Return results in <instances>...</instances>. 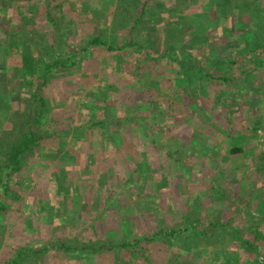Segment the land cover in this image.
<instances>
[{
  "label": "rangeland",
  "instance_id": "rangeland-1",
  "mask_svg": "<svg viewBox=\"0 0 264 264\" xmlns=\"http://www.w3.org/2000/svg\"><path fill=\"white\" fill-rule=\"evenodd\" d=\"M231 1L229 14H233L234 21L237 12L247 18L248 12L239 1ZM88 2L66 0L68 26L61 31L72 44L78 45L86 35L97 33L105 26V21L98 16L104 13L102 8L108 3L104 6L95 3L91 8ZM212 2L166 0V7L178 14L194 13L197 6L206 8ZM27 7L17 10L14 6L7 17L10 28L27 35L32 49L37 50L38 45L47 43L52 28L44 17L43 7L36 13ZM108 19L107 15L105 20ZM70 20L75 22V34L68 24ZM0 36L3 38L4 34ZM226 44L236 46L233 39L229 43L226 40ZM13 54L7 59L6 68L0 60V73L7 69L11 74L17 63L20 66L19 53ZM133 57L129 54L125 59L131 61ZM79 60L80 66L62 71L43 87V93L54 107L52 131L60 134L44 142V154L37 149L17 179L20 184L15 189L23 201L13 202L10 211L0 216V264L21 245L39 246L42 242L54 241L96 245L133 243L129 248L118 246L112 251L99 252L94 256L95 264H205L207 260L201 254L196 253V259L181 246L136 240L146 232L151 234L159 224L178 226L185 217L196 227L204 225V221L208 222L205 217L210 194L216 197L226 190L235 199L238 194L239 200L242 196L245 201L264 191L261 188L264 182L260 180L256 181L259 188H252L256 183L247 186L250 179L255 180L247 174V167L251 165L247 152L252 149L255 153L264 152V122L257 134L252 135L254 119L261 116L264 120V103L251 106L249 102L256 97L254 91L241 88L242 92H238L222 85L219 79L214 82L217 85L206 83L207 91L191 102L188 92L178 87L177 69L162 64L158 71H151L162 78V86L156 88L161 94L158 102L162 121L147 120L145 128L135 136L133 127H128L121 137L113 133L109 142L104 136L101 144L106 153L97 155L96 131L85 133L82 129L96 116V80L102 78L101 60L94 51L85 52ZM41 65L40 62L38 67ZM262 71L257 70L253 77L254 89L264 86ZM115 74L118 73L114 71ZM9 85L12 91L18 90L17 80L10 77ZM220 91L224 92L222 97L216 94ZM20 95L10 119V126L15 128L25 126L22 119L34 107L28 91ZM232 97L240 98V103L233 107ZM150 98L145 89L137 87L135 91L128 90L118 106L122 109L125 102L128 106L137 101L144 110L140 116L144 119L151 108ZM233 135H248L252 139L245 153L229 154ZM241 179L242 184L238 182ZM242 185L245 191L241 192ZM235 208L231 210L228 205L223 211L231 215ZM25 227L32 232L25 234ZM31 264L92 263L85 256H69L50 247L44 258Z\"/></svg>",
  "mask_w": 264,
  "mask_h": 264
},
{
  "label": "trees",
  "instance_id": "trees-1",
  "mask_svg": "<svg viewBox=\"0 0 264 264\" xmlns=\"http://www.w3.org/2000/svg\"><path fill=\"white\" fill-rule=\"evenodd\" d=\"M88 1L91 8L95 3L98 6L108 3L107 7L102 8L104 13L98 16L100 20L105 21V26L97 33L86 35L83 43L77 45L72 44L68 37H63L61 31L63 27L68 26L65 22V12L69 8L66 6V0H0V33L4 34L3 38L0 36V60L6 64V68L7 59L11 58V55L14 56L13 53L18 52L20 57L18 60L20 66L17 63L11 74L6 72L7 69L0 73V216L10 211L13 202L23 201L15 186L20 184L17 179L23 174L29 159L37 149L44 154V142L53 135L60 134L52 131L51 125L55 121L54 107L48 96L43 93V87L62 71L80 66L82 61L79 60V56L85 52L94 51L101 60L102 78L96 80V116L82 129L85 133L96 131L97 155L106 153L101 144L104 136L109 142L113 133L121 137L128 127L134 128L135 136L145 128L147 120H157V123L162 121L160 120L162 110L158 102L161 94L156 89L162 86V78L151 72L158 71L162 64L177 69L178 87L188 92L191 102L193 98L207 91L206 83L217 85L218 83L214 82L219 79L222 85L238 92H242L241 88H245V91L246 89L254 91L256 97L249 102L251 106L255 103H264V86L261 84L254 89L253 79L257 70L263 69L264 72V0H238L242 9L248 12V16L246 18L237 12L235 21L233 14H229L231 0H214L211 6L206 8L197 6L196 12L184 14L168 10L166 0ZM27 5L33 13L43 7L44 17L52 28L47 43L40 47L38 45L37 50L32 49V41L27 35L23 36L10 28L7 17L14 6L19 10L25 9ZM238 7L240 6L236 8ZM53 9H56L55 14ZM107 15L109 19L106 21ZM68 24L74 29L75 34V22L70 20ZM210 28L211 34L207 33ZM232 39L236 46L226 44V40L229 43ZM129 54L134 57L131 61H126L125 56ZM40 62L42 67H38ZM114 71L118 74L113 75ZM10 77L17 80L18 90L10 89ZM137 87L145 89L151 97V108L144 119L140 117L144 110L137 101L128 106L125 102L122 109L118 106L121 97L128 90L135 91ZM23 91H28L34 101V107L27 111L22 119L25 120V126L15 128L10 126V119L12 112L16 110L14 103L19 102L20 92ZM223 93L220 91L216 94L220 97ZM239 99L232 97L234 102L231 106L240 103ZM263 122L261 116L254 119L252 135L255 136L258 129L263 127ZM230 140L231 155L245 153L246 145L252 142L248 135H233ZM247 155L251 164L247 167V174L255 179L253 181L250 179L247 186L256 183L257 180L263 183L264 152L255 153L252 149ZM238 182L243 183L242 179ZM252 188L256 189L259 186L256 183ZM217 195L220 196V200L221 198L225 200L231 210L237 207V199L230 195V192L224 190ZM254 199H257L258 216L255 221L247 219L246 227H238L235 219L249 217L251 207H240V212L232 214L233 218L229 217L226 221L215 218V213L211 216V208H208L205 217L208 222L204 221V225L200 227H196L185 217L178 226L174 224L168 227L164 223L159 224L151 234L146 232L136 242L163 241L172 246H181L194 258L195 255L201 254L202 259L206 260L207 257L204 255L206 248L212 253L210 248L221 251L224 247V244L221 241L217 242L213 236L228 233L227 238L231 237L227 239L228 245H243L248 251L255 253L253 258L256 260L255 264H264V191L257 192ZM243 200L244 198L241 199ZM245 200L248 201L249 197ZM46 203L48 204V201ZM239 213L241 216L237 217ZM24 232L28 234L32 231L25 227ZM252 232L254 237L246 235H252ZM118 246L119 249L129 248L133 243L126 241L110 245L104 242L96 245L54 241L42 242L39 246L27 243L10 253L4 264L38 262L48 254L50 247L69 256H85L93 263L96 254L112 251ZM223 262L231 264L227 260ZM146 263H149L147 259Z\"/></svg>",
  "mask_w": 264,
  "mask_h": 264
},
{
  "label": "crops",
  "instance_id": "crops-1",
  "mask_svg": "<svg viewBox=\"0 0 264 264\" xmlns=\"http://www.w3.org/2000/svg\"><path fill=\"white\" fill-rule=\"evenodd\" d=\"M242 190H243V188L240 187L241 192H242ZM243 191H245V190H243ZM251 191H252V189H251ZM228 192H230V191H228ZM208 196H209V198H207V199H208L209 203L206 205V210L208 212V208H211V214L210 215L213 216L215 213V218H219L218 220H225L226 221V219L229 220V217L233 218L232 214L235 215L236 212H240L239 211L240 207L241 208H244V207L250 208L251 207V210H250L251 213H250V216L247 218L245 217V219H243V218H241V219L236 218L235 219L236 220L235 223L238 227H246L245 222L247 221V219L250 221L251 220L255 221L257 216H258L257 210H256L257 199H254V195L248 201L247 200L240 201L241 199H243V197L241 196L240 200H239V195L237 194L236 203L238 205L234 210L235 213H233L234 211L230 212L231 215H228V216H227V212L224 213V211H223V207H225V208H226V206L228 207V204L225 203V200H223L222 198L220 200V196H217V195H216V197L211 196V194ZM221 209H222V212H221ZM220 212H221V215H220ZM236 216L237 217L241 216V214L239 213ZM221 234L219 233L218 235H215L213 237H216L217 242L221 241L224 244L223 249L221 251H218L217 249H213V247H212V248H210L213 251L211 253V250L209 251V248H206L204 255H206V257H207V259H206L207 262L205 264H214V263H217L218 261H220L219 264H226L225 262H223L224 260H227L231 264H255L256 260H253V258H250V255L253 254L252 252L248 251L243 245H237L236 244V246H235L234 244H232L233 247H231L230 244L228 245V242H227V239L229 240L231 238V237L227 238V235H229V234L228 233H226V235L224 233H221ZM249 236H253V232H252V235L249 234ZM242 257H245V258H242ZM260 261H262V260H260ZM92 264H95V263L93 262Z\"/></svg>",
  "mask_w": 264,
  "mask_h": 264
},
{
  "label": "built area",
  "instance_id": "built-area-1",
  "mask_svg": "<svg viewBox=\"0 0 264 264\" xmlns=\"http://www.w3.org/2000/svg\"><path fill=\"white\" fill-rule=\"evenodd\" d=\"M262 260V259H261ZM263 261V260H262Z\"/></svg>",
  "mask_w": 264,
  "mask_h": 264
}]
</instances>
